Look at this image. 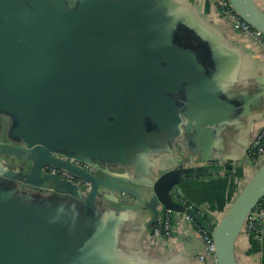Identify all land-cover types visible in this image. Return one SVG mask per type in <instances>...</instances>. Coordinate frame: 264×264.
<instances>
[{"label":"crops","instance_id":"obj_1","mask_svg":"<svg viewBox=\"0 0 264 264\" xmlns=\"http://www.w3.org/2000/svg\"><path fill=\"white\" fill-rule=\"evenodd\" d=\"M18 1L16 5H27ZM254 1L264 12V0ZM36 2L40 9L45 5L52 12L64 5V0ZM79 6L75 16L90 27L85 31L83 26L76 33L80 52L84 51V59L90 63L82 66L86 75H95L90 81L103 114L89 131H84L86 125L80 126L81 134L75 140L81 152L93 157L101 169L111 166L120 171L138 195L165 170L179 165L198 170L220 159L229 166V175L209 168L210 172L178 186L180 201L202 209L217 223L252 176L243 156L264 114V62L217 16L210 0H86ZM29 9L35 16H28L24 8L19 16L13 15L20 22L41 24L38 10ZM13 10L17 9L11 6ZM153 31L160 32L164 46L156 71L158 85L167 99L177 100L172 110L161 107L136 82L152 49ZM62 85L60 91L52 85L45 96L59 101L66 133L69 123L85 121L89 102L86 92L73 81ZM35 103L23 105L18 100V105L14 104L29 130L37 112ZM8 119L9 114L0 113V143L16 145L8 137L13 126L9 127ZM10 164L9 158L0 156V168L15 173ZM95 174L101 173L97 170ZM0 184L15 190V202L25 207L47 209L46 204H51V210L63 217L60 222L65 231L72 226L79 229L81 242L109 248L112 264H200L195 256L201 246L188 223L177 230L175 248L160 252L161 260L153 262L144 254L143 237L152 229L147 227L152 214L140 202L123 206L98 198L97 208L82 222L77 204L69 210L75 205L65 189L52 195L53 186L39 192L1 176ZM31 212L48 214L47 210ZM235 255L239 264H264V225L260 243L251 235L239 236Z\"/></svg>","mask_w":264,"mask_h":264},{"label":"water","instance_id":"obj_2","mask_svg":"<svg viewBox=\"0 0 264 264\" xmlns=\"http://www.w3.org/2000/svg\"><path fill=\"white\" fill-rule=\"evenodd\" d=\"M24 1L27 5L19 6L16 5L18 0H0V113L6 112L10 115L9 127L12 124L13 126L8 132V137L17 142L16 145L0 143V156L9 158L12 163L10 165L15 170V173H9L2 165L4 168H0V176L11 178L21 188L28 186L39 192L50 190L53 186L52 195L62 194V189H65L75 205L69 210H73L77 204V207L82 209V222L89 211L97 208L98 198L121 202L123 206L125 203L140 202L152 214L147 224V227L151 228L160 222V206L173 212L185 213L194 221L198 220L199 215L196 212L185 209L179 202L182 196L178 186L190 178L210 172V167L195 170L179 165L165 170L146 184L143 192L138 195L128 186L130 182L120 171L111 166L101 169L93 163V157L81 152V145L75 140V137L81 134L80 126L86 125L84 131H89L90 128L96 127L95 121H99L103 116L98 109L100 101L95 92V85L90 81L95 75L85 74L87 70L82 65L90 63L85 61L84 51L80 52L76 34L83 26L85 31L90 29L85 21L75 16L79 11V4L86 0H64V5L57 6L53 12L49 11V6L46 10L45 5L40 9L37 0ZM229 2L243 22L264 36V12L254 0ZM11 6L17 10L11 11ZM29 7L38 10L41 24L36 25L33 20L20 22L14 17L13 12L19 16V12H23L22 8L29 16ZM151 33L152 49L137 72L136 82L152 100L161 107L172 110L177 107V100L164 96L156 73L164 48L161 34L159 31ZM66 81H73L86 92L89 109L85 121L69 123L70 129L65 133V120L61 116L63 112L59 101H51L45 94L52 85L57 87V90L61 89L62 82ZM36 93L42 95L36 97ZM18 100L23 105L36 101L34 107L37 112L31 130L24 125L14 105H18ZM127 105L133 107L130 103ZM263 119L264 114L262 121ZM260 126L256 134L260 132ZM175 141L179 143L177 138ZM102 161L110 162L107 159ZM77 162L88 165L93 170H87L76 164ZM50 168L65 170L77 179L87 182L88 186L74 185L58 175L50 174L47 172ZM97 170L100 175L95 174ZM14 193L15 190L11 191L7 186L0 184V264H112L109 260V248L103 250L100 246L95 248L93 242H81L77 232L79 229L72 226L68 232L65 231L60 222L63 217L56 210H51V204H46L47 209L33 205L25 207L15 202ZM263 197L264 161L212 230L216 264H239L235 255L236 242L242 234L248 215ZM32 210H47L48 214L42 215L31 212ZM150 233L151 230L143 237L142 250L150 260L157 262L161 260V253L154 252L147 246L146 237ZM192 237L200 243L198 253L201 252L204 249L203 242L195 235Z\"/></svg>","mask_w":264,"mask_h":264},{"label":"built area","instance_id":"obj_3","mask_svg":"<svg viewBox=\"0 0 264 264\" xmlns=\"http://www.w3.org/2000/svg\"><path fill=\"white\" fill-rule=\"evenodd\" d=\"M216 10L217 16L227 22L230 28L235 31L244 46L252 47L251 50L255 56L264 61V36L257 30L243 22L233 11L229 0H210ZM261 130L252 137L251 145L245 153L243 164L248 170L252 169V174L264 161V119L261 123ZM76 164H79L78 162ZM82 165V164H79ZM87 170H93L88 165H82ZM208 167L218 168L220 174H227L226 164L218 160L210 162ZM48 173L58 175L61 179L69 181L74 185L88 186L87 182L74 177L71 173L65 170L48 169ZM187 210L196 212L199 216L205 215L202 209L196 208L194 205L179 201ZM160 222L156 223L149 236L146 237L147 246L154 252L160 253L162 250L169 247L175 248L177 244V230L184 223L190 224L193 235L197 236L204 244V249L197 253L195 259L200 264H216L215 247L211 238L212 230L216 223L207 222L205 226L199 227L194 223V220L185 213L173 212L162 206L159 207ZM214 224V226H213ZM264 225V197L258 205L248 215L241 235H251L257 242H261ZM162 228V229H161Z\"/></svg>","mask_w":264,"mask_h":264},{"label":"trees","instance_id":"obj_4","mask_svg":"<svg viewBox=\"0 0 264 264\" xmlns=\"http://www.w3.org/2000/svg\"><path fill=\"white\" fill-rule=\"evenodd\" d=\"M213 170H218V168H216V167H211ZM226 170H228L229 172H230V169H229V166H226ZM219 171V170H218ZM213 174H209V176H212ZM227 175H229L228 174V172H227ZM212 221V219L209 217V216H207V215H202V216H199V218H198V220H196V221H194V223L197 225V226H199V227H203V226H205V224L207 223V222H211ZM215 223V222H214ZM213 226H214V224H213Z\"/></svg>","mask_w":264,"mask_h":264},{"label":"rangeland","instance_id":"obj_5","mask_svg":"<svg viewBox=\"0 0 264 264\" xmlns=\"http://www.w3.org/2000/svg\"><path fill=\"white\" fill-rule=\"evenodd\" d=\"M251 171H252V169H251Z\"/></svg>","mask_w":264,"mask_h":264}]
</instances>
